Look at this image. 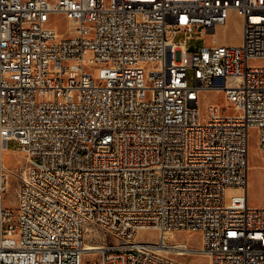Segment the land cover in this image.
Instances as JSON below:
<instances>
[{
	"label": "built area",
	"instance_id": "obj_1",
	"mask_svg": "<svg viewBox=\"0 0 264 264\" xmlns=\"http://www.w3.org/2000/svg\"><path fill=\"white\" fill-rule=\"evenodd\" d=\"M231 11L242 41L222 44ZM194 33L213 43L190 50ZM262 57L264 0H0L1 149L16 139L26 158L0 162V264H264L248 199ZM209 92L225 106L202 108Z\"/></svg>",
	"mask_w": 264,
	"mask_h": 264
},
{
	"label": "rangeland",
	"instance_id": "obj_2",
	"mask_svg": "<svg viewBox=\"0 0 264 264\" xmlns=\"http://www.w3.org/2000/svg\"><path fill=\"white\" fill-rule=\"evenodd\" d=\"M55 23L60 31L68 30L70 23L64 18H58ZM243 25L242 18L235 12L231 11L226 25L217 28V37L219 43L222 44H238L242 41ZM181 35L176 39H180ZM213 43L212 35H202L201 33H194L187 40V47L192 50H198L203 45ZM255 66H264V57L253 60ZM188 79L190 84H193V71L188 72ZM215 102L225 106V98L222 93L209 92L202 95L201 107L204 108L207 103ZM228 108L232 104H228ZM249 174H248V199L251 206L264 207V153L259 149L258 134L255 129L249 132ZM0 156L3 157L7 167L15 170L22 168L26 164V158L22 154V144L16 139L8 140L4 150H1L0 142ZM1 162V158H0ZM20 182L13 176L9 178V187L4 194L5 205L9 207L14 215L17 214V191ZM157 234L152 230L139 231L136 234V239L151 241L155 240ZM178 240H186L193 246H199L201 239L199 234L190 232L177 233ZM86 259H91L93 256L87 255ZM186 259L194 264H209V259L206 257H186Z\"/></svg>",
	"mask_w": 264,
	"mask_h": 264
},
{
	"label": "bare ground",
	"instance_id": "obj_3",
	"mask_svg": "<svg viewBox=\"0 0 264 264\" xmlns=\"http://www.w3.org/2000/svg\"><path fill=\"white\" fill-rule=\"evenodd\" d=\"M4 147H5V144L3 143L2 144V148H3V150H4ZM2 150V149H1ZM0 158L4 161V159H3V157L2 156H0ZM172 236H175V235H171V237ZM93 245L92 244H89V248H94V247H92Z\"/></svg>",
	"mask_w": 264,
	"mask_h": 264
}]
</instances>
